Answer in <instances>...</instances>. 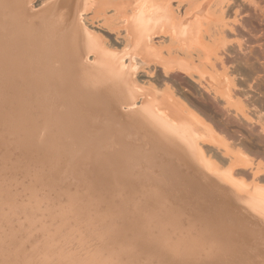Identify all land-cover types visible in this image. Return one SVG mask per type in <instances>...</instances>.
Wrapping results in <instances>:
<instances>
[{
  "label": "bare ground",
  "instance_id": "1",
  "mask_svg": "<svg viewBox=\"0 0 264 264\" xmlns=\"http://www.w3.org/2000/svg\"><path fill=\"white\" fill-rule=\"evenodd\" d=\"M47 1H49V0H0V101L2 100V104H0V107L3 106V108H4V110H2V111L0 108V112H1L0 117H2L3 114H5V116L8 117L7 119L11 120V122L9 121V123L13 124L14 128L10 127L13 131H15L16 133H22V134L25 132L29 133L28 134L29 136L26 133H25L26 134L25 136H28L29 139L31 137V139H33V141H35L36 143H38L40 141L39 142L40 146H42L43 148L47 147V149L48 148L53 149V152H56L55 150H57V152L58 151L60 152V149H59L60 145H61V147L66 148L67 146L66 147H64V146H65L66 142H68V141H72L71 143L69 142V144H72V143H74L73 141L79 140V138H80L79 142L85 143L86 140L88 141L87 137L89 136V134L87 133L88 134L87 137L86 136H83V137L80 136L78 138V137H76L75 133H77V129L79 130V127H81L79 131H81V129L83 127H87V125L85 123L88 122L89 118L87 119V121H84V120H86L85 117L87 116L89 111L87 112V114L86 113L84 114V111H87V110H82L80 108L83 112V115H84V116L80 115V118L83 117L80 120V118H78L79 116L77 117V114H79L78 111H81V110H79V107L76 108L77 105L75 107H73L74 106L73 103L75 102L76 99H75V97L70 95L72 92L73 93L75 92L74 93V94H76L75 96H78L77 92H78V94L81 93V95H82V93H83L82 90H84L85 87L82 88V90L80 87H75V88H78V90L77 89L75 90L72 87L74 85H71V84L76 83V81L79 80V77L82 76L81 73H83V72L89 73L91 71L93 73V72H96V70H97V72L98 71H103V72L106 71L108 73V75L111 74V76L114 77V78L112 77L113 79H116V80L118 79V82H120V87L123 86V87H121L122 89L127 87L128 92H126V90L124 89L125 95L128 94L126 96V98L129 97L131 94V96L129 98H127L129 100H126L125 103L123 102L124 103L123 105L121 104V101L122 100L124 101L125 98L122 99L120 97L122 100L120 102L119 101L118 102L122 105V107L124 105H125V107H126V105L129 107V109L127 108V109H123V110L124 111L127 110V112L130 109H131L130 112L135 111V114H137L136 117L139 118L140 120H143L142 122H144V125H146V127L144 126V128H147L149 126L148 127L149 129L148 128L147 129L149 131L152 129V134H153L154 140L156 141L152 145L155 147L154 150L158 151V150H160L159 147H162V149L166 153V156H165L166 160L165 161H167V163L169 164V166H168L169 168L167 167L168 171H169V177L168 178L169 179L171 178L170 180L173 179L172 182L170 181L171 184L172 185H179V186L182 185L181 187L177 186V187L181 188V190L183 189V187L186 188L185 189L186 191L182 190L183 200L186 197H188L187 194H189L191 196L190 198L187 199V200H189L188 203H190V204L187 205V207L185 204V206L183 207V205H182L183 201H180L182 203L181 205L179 203H177V199L172 196L173 193H170L169 188H168V191L164 190V191H166L164 194H163V192L159 193L160 189L156 188L159 192L155 190V192L153 194L149 193L151 196L153 195L154 197H156L155 199H152V201H155V202H153V204H152V201H151V205L148 204V202L146 203L150 206L149 207L148 205H146L147 207L150 208V210L153 209L151 211L152 214L151 213L150 214L154 215L156 217V220H158L160 218L159 212H162L161 218L166 219L164 221V225L166 227H176V226L180 225V217L182 215L184 217L183 222L184 223L186 222V224H188L189 228L192 229V227H190V226H194V224H195L194 227L195 228L198 227V230H201L202 232L203 231H212L213 234L216 233L217 235H218V233H221V234L226 233L227 231H229V229H228L229 227L230 228L231 227L235 228L236 226L241 227V223H243L242 225H244V223L246 222L245 224H248L247 226L249 227V229L252 230V232H251L247 228V226L245 225V228L248 229V231H246L247 235L249 236L253 232L254 233L256 232V233L255 234L253 233V236L250 235V237H248V238L246 236V239L248 241H246V239L244 238L245 243L247 242V244L249 246V242H250L251 245L253 246V244L255 243V242L253 243V241L256 240V239L254 240V238H256V236H258L256 242H260L261 241L260 239L264 238L263 237L264 236V233H263L264 232L263 231L264 230V227H263L264 226V0H56L49 7L44 8V10L38 11L37 9H35L36 6H38V5L42 6ZM101 21L107 22L106 25L112 23L113 28L111 26H109V28H106V29L103 28V27H105V26H103V24H105V23L102 22L103 24L102 23L100 24ZM105 32L108 33L109 35L114 36V39L117 43V46L111 45L108 42V40L106 39V33ZM119 39L121 40V42H119ZM173 70H178L181 73L183 72L184 73V74H182L183 76L185 74L189 77L191 76L192 79H194V81L192 83H196L195 82L196 78H193L194 74H196L195 76H197V81L200 79L202 81V78H204V80H205L204 83L205 84H206V82H208V83H207V85H203V82H202V84L201 83L198 84V82H197L196 87L194 86V89H195L194 93L190 92L192 90V87H190L191 90L188 89V91H189L188 93H191L193 95H191L190 97L187 98V100H186L187 102L182 101L183 102L182 103L180 99L176 100L174 98V96L176 94L173 93V91L170 90V92H172V94H175L174 96L169 94V92L168 93L162 92V90H159V88L157 89V87H154V85H152L153 88H151L150 84H149L150 87L146 86L148 84L143 83L141 79L138 80V78H136L138 76L139 72L145 71V72H154L155 73V71H158L160 74H163L165 76L167 73H169L170 71H173ZM85 73H84V75H86ZM92 73L90 76H92V77H93V75L95 76V73L93 75H92ZM99 73H101V72H99ZM150 75H153V74L150 73ZM104 76H106V75L104 74ZM115 76H116V78H115ZM112 78H110V80H112ZM120 78L123 82L122 84H121V80H119ZM83 80H85V79H83ZM86 80H88V78H86ZM92 80H95V79L91 78L90 84L93 83ZM102 80L104 81V78ZM108 80L109 79L107 78V83H108ZM185 80H186V78H185ZM91 81H92V83H91ZM114 81L115 80H113L111 82H114ZM201 81H199V82H201ZM111 82H110V85L114 84ZM118 82H116V83H118ZM163 83H165V82H163ZM83 84H84V82H83ZM93 84H95V83H93ZM93 84H92V90L89 88V90H91V91H93V89H97L95 87V85H93ZM123 84L126 85V87H124ZM104 85H105V83H104ZM114 85H113V87H115ZM117 85H119V83ZM159 85H161V84H159ZM193 85H195V84H193ZM90 86L87 85V88ZM102 86H103V84H102ZM108 86H109V84H108ZM202 86H204V87H202ZM69 87H71L72 90H75V91H72V90H71L72 92L69 91L70 90ZM99 87H101V86H99ZM165 87H166V85H165ZM165 87L163 89H165ZM65 88L66 89L68 88L69 90L68 89L66 90ZM154 88L159 90V92ZM60 89L65 90V91H63L65 94H63V92H59ZM117 89H119V88L116 87L115 90H117ZM182 89H180V90H182ZM180 90L177 92L180 93ZM67 91H69L70 94ZM113 91L110 90V92H113ZM66 92H67V97L69 96L68 98L66 97V100L72 99L73 103L69 102V106L66 107V110H65V108H63V110L67 114L69 113L70 115L72 113H74L73 116L69 115L70 119L68 118V116H66L68 118L67 120L64 119L65 118V115H64L65 112L62 109L60 110L61 107L58 109L59 104H57V103H59L58 101H60V99L65 98ZM184 92H186L184 94H188L186 90H184ZM57 93H59V94L62 93L64 96L62 94H60V97L61 96L62 97L59 98L58 97L59 94L57 95ZM85 93H87V90L82 95L83 98L85 96ZM98 93H100V92H97V95L95 94L96 97L98 96ZM102 93H100V94H101V97L104 99L105 97L102 96ZM181 93H183V91ZM108 94L107 95L103 94L104 96H106L105 100L108 98L107 97ZM115 94H116V92H115ZM120 94L121 93L119 92V96L122 95V94L121 95ZM89 96H90V94H89ZM180 96H182V95L180 94ZM180 96H179V98H180ZM98 97L101 98L100 96H98ZM113 97L115 98V96H112L111 98H113ZM132 97H133V99H131ZM87 98L85 97L86 101H89V103H90L91 97H87ZM182 98H184V97H182ZM185 98H186V96H185ZM207 98H209V100H207ZM69 100H67V101H69ZM77 100H76V102L78 103ZM82 100H84V99H82ZM107 100H109L108 102L111 101L110 98ZM64 101H65V99H64ZM114 101H111V102L113 103ZM62 102H63V100H62ZM49 103L52 107H50ZM61 104H63V103H61ZM66 104H68V102H66ZM66 104L64 102L65 106H66ZM71 104H73V105L71 106ZM78 104L82 105L81 103H78ZM109 104H111V103H109ZM114 104H116V103H113V105ZM109 106H111V105H109ZM80 107H82V106H80ZM106 107H108V106H106ZM136 107L139 108L137 111L135 110V109H137ZM109 109H110V111H113V108L111 110V108L109 107ZM116 109L118 110V108H116ZM58 110L61 113L62 112L64 113L63 114L64 118H62L63 115H61L60 112L58 113ZM139 110L143 111L145 116L143 115V113H142V116H144V117H141L140 114L138 116ZM141 111H139V112H141ZM114 113H115V111H114ZM1 114H2V116H1ZM60 115H61V117H60ZM125 115L127 116V114H125ZM5 116H3V117H5ZM73 117H77L80 121L76 118L78 120L77 121ZM145 117L147 120L143 119ZM97 118H98V116H97ZM132 118H133V116H132ZM3 119L4 118H1L0 121L5 123V121L7 119L5 118V120L2 121ZM74 120L77 121V124H76V122H74ZM92 120H93V118H92ZM128 120H129V118H128ZM72 121H73V123H72ZM92 122H93V127H94V124H95L94 120ZM90 123H91V121H90ZM96 123H99V122H96ZM103 123H101V124H103ZM116 124H118V123H116ZM126 124L128 125V123H126ZM8 125L10 126L11 124H7V126ZM90 126L92 127V125H89L87 128H83L82 129L83 131H81L80 133L83 132V134L86 135L85 134L86 132L84 133V131H85L84 129H89ZM105 126H107V125H105ZM139 127H140V125H139ZM15 128L18 130H16ZM19 129L21 131L23 130L24 132L23 131L20 132ZM70 129L76 130V131L73 130L75 133L72 134L73 132ZM96 129H95V132H96ZM147 129L145 132H148ZM90 130H92V128ZM135 130H136V128H135ZM137 131H139V130H137ZM70 132H72V133H70ZM10 133H12V132H10ZM67 133L71 134V139L70 140L66 139V141H65V139L62 138V136H60V135L62 134L65 136ZM147 134H149V132ZM77 135H79V134L77 133ZM11 136H13V134H11ZM22 136H24V135H22ZM91 136H92V133H91ZM91 136H90V138H91ZM54 137L55 138L57 137L58 140H57V138L55 139ZM85 137H86V139H85ZM23 138H21V141ZM29 139L25 140V142L27 141L29 143L30 142ZM91 139L94 140V136ZM4 140H5V138H4ZM17 140L18 139H16V141ZM36 140H38V141H36ZM160 140H162L161 143H159ZM0 141L2 142V140H0ZM87 141L85 144H91V145L86 146V145L81 144V147H82L81 149L84 148L83 146H85L86 148L87 147L91 148L90 146L95 145V144H92V143H95V141L92 142V141H90V139H89L90 143H87ZM17 142H18L17 145L19 146V141H17ZM125 142H127V141H125ZM4 143H5V141L3 142V144ZM7 143H9V142L6 141V144ZM120 143H121V140H120ZM25 144H27V143H25ZM125 144L129 145V143H125ZM133 144H134V142L130 145L131 148L136 146V145L132 146ZM27 145H31V144L29 143ZM13 147H11V148H13ZM24 147L26 148V146H24ZM31 147H27V148L31 149ZM33 147H35L34 144H33ZM72 147H73V145L71 146L70 150H72ZM77 147L79 148V150H81L80 146H77ZM111 147H114V146L111 145ZM5 148L3 147V149H5ZM27 148H26V150H27ZM86 148H84V149H86ZM94 148H96V147H94ZM127 148L122 145V148H120V149H123V150L119 151V148H117L120 153L118 151H116V153L117 154L119 153V156L121 157L122 162H120V163H122L121 164L122 167L126 168L125 167L126 163L124 164V166H123V163H124L127 155L130 156V161L132 162V166L133 165L136 166V162H138V164H139L140 161H144L142 159L141 160L138 159V155L136 157L135 153L134 154L129 153L128 152L129 150ZM13 149L12 150L10 149L11 152L13 151ZM18 149L19 148L17 147V150ZM110 149H112V148H110ZM162 149H161V151H162ZM7 150H6V152H8ZM133 150L131 152H133ZM31 151H32V149H31ZM31 151H29V152H31ZM49 151H52V150H49ZM62 151H64V149ZM82 151L85 152L87 157H89L92 154L91 153L92 148H91V150L87 149L85 151L84 150H82ZM106 151H109V149ZM106 151L104 150L103 152H106ZM134 151H136V148ZM148 151H149V149H148ZM37 152H38V150H37ZM57 152H56V154H57ZM75 152L73 153V151H72L73 154L77 155V152L76 153ZM136 152H138V151H136ZM141 152L143 153V151H141ZM62 153H64V152H62ZM72 153H71V155H72ZM80 153H81V151H80ZM152 153H153V149H152ZM6 154L8 155V153H6ZM56 154H54V159L49 157L50 160L52 159L51 160L52 162L53 161L57 162V160H60L59 158H57L58 155H56ZM65 154H67V153H65ZM88 154H89V156H88ZM93 154H95V153H93ZM107 154H109V153H107ZM150 154H151V152H150ZM150 154H149V157L151 158L152 155L150 156ZM155 154H158V153L155 152ZM9 155H10V153H9ZM11 155H12V153H11ZM17 155H19V154L17 153ZM82 155L84 156V158L86 157L84 154H82ZM23 156H24V154H23ZM36 156L38 157V155H36ZM80 156L81 155H79V157ZM96 156H97V154H96ZM147 156L145 154L146 158H148ZM29 157L31 158V155ZM44 157H45V155H44ZM161 157L162 156H160V158ZM18 158L16 160H18ZM80 158H79V160H80ZM139 158H140V156H139ZM150 158H148V159H150ZM153 158H154V156L152 157V159ZM4 159H5V157H4ZM27 159H29V158H27ZM69 159L67 162H69V161L71 162V159L70 160ZM86 159H84V160H86ZM173 159H178V161H175V162H177L176 164H179V166H177V167L179 168L180 171L183 170V167H185V169H189V171L186 170L187 171L186 173L181 172L182 175H179L180 171L178 173L177 167H173L172 165L170 166L171 162L174 161ZM21 160H24L23 157ZM29 160L32 161V159H29ZM36 160H38V159L36 158ZM155 160H157V159H155ZM60 161H58V164ZM100 161H102V160H100ZM153 161H154V159H153ZM5 162H6V160H5ZM56 162H54V164ZM81 162H82V160H81ZM30 163H29V166H30ZM71 163H70V167H72ZM108 163H110V161L107 162V164ZM114 163L117 164V166H118L117 160ZM6 164H5V166H6ZM36 164H35V166H36ZM45 164H47V163H45ZM107 164H106V167H107ZM38 166H39V163H38ZM61 166H62V164H61ZM64 166H65V164H64ZM83 166H84V164H83ZM140 166H141V164H140ZM159 166H160V164H159ZM42 167H44V166H42ZM130 167L131 166L129 164V167H127V168L129 169ZM136 167L138 169V166H136ZM141 167L143 168V166H141ZM146 167L147 166H145V168ZM153 167H154V164H153ZM162 167H163V164H162ZM54 168H55V166H54ZM104 168H105V166H104ZM155 168H157V167L155 166ZM19 169H21V168L19 167ZM39 169H41V168H39ZM64 169H66V168H64ZM55 170H57V169H55ZM163 170L165 172L167 169L165 170V168H164ZM92 171L93 170H91V172ZM120 171H121L120 172L121 176L119 175V177H121V180L123 181L125 173L123 174L121 169H120ZM138 171H140V170H138ZM160 171H162V170L160 169ZM60 172H62V171H60ZM116 172H117V170H116ZM151 172H152V170H151ZM3 173H4V171H3ZM47 173H49V172L47 171ZM8 174H9V171H8ZM25 174L23 172V175H25ZM154 174H155V172H154ZM162 174H163V172H162ZM30 175H32V174H30ZM134 175L135 174L133 173L132 176H134ZM163 175H162V177H163ZM167 175L168 174H166V172H165L166 177H167ZM42 176H43V174H42ZM129 176H131V175H129ZM2 177H0V178H2ZM143 177H144V175H143ZM158 177H160V176H158ZM20 178H23V177H20ZM3 179H6V178H3ZM12 179H14V178H12ZM135 179H134V181H135ZM156 179H158V178H156ZM16 180H17V178H16ZM140 180H142V179H139L138 181H140ZM158 180H160V179H158ZM47 181L49 183V180H47ZM90 181H92V180H90ZM152 181H155V180H152ZM181 181H183L182 182L183 184L181 183ZM3 182H5V181L3 180ZM46 183L47 182L45 181L44 184H46ZM184 183H186V184H184ZM34 184L36 185V183H34ZM84 184H86V183H84ZM129 184H130V182H129ZM154 184H156V183L154 182ZM8 185H10V184H8ZM66 185H68L67 182H66ZM93 185H94V183H93ZM126 185H128V184H126ZM145 185H147V184H145ZM169 185L167 184V186H169ZM1 186H3V185H1ZM106 186H108V185H106ZM150 186H152V185H150ZM8 187H11V186H7V188ZM19 187H21V186H19ZM28 187H30V186H28ZM75 187H76V185H75ZM120 187H121V185H120ZM149 187H147V189H148V191L149 190L151 191L152 188L149 189ZM49 188H50V186L48 187V189ZM76 188H75V190H77ZM15 189H16V186H15ZM33 189H35V188L33 187ZM134 189H136V187ZM13 190H14V186H13ZM30 190H31V187L29 189V192H30ZM50 190H53V189H50ZM17 191L18 190L16 189V192ZM40 191L41 190H39V193H40ZM61 191H62V188H61ZM11 192H13V191L11 190ZM35 192H37V191H35ZM44 192H47V191L44 190ZM44 192H43V194H44ZM97 192L98 191H96V193ZM101 192H102V190H101ZM152 192L153 191H151V193ZM176 192H175V195L177 194ZM14 193H15V191H14ZM26 193H28V192H26ZM18 194H19V192H18ZM184 194H186V195L184 196ZM5 195H7V194H5ZM15 195L13 196V198L15 197ZM108 195H110V194H108ZM182 195L180 194L181 197H182ZM7 196H10V195H7ZM64 196H65V194H64ZM120 196L123 199L125 194L120 193ZM177 196H178V194H177ZM16 197H15V199H16ZM51 197H52V195H51ZM99 197H98V199H99ZM145 197H148L147 193H146ZM32 198H34L33 195H32ZM37 198H39V197H37ZM131 198L132 197H130V199ZM149 198L151 199V197H149ZM4 199H7V198L4 197ZM19 199L23 200V198H21V197ZM25 199H24L23 203H27L26 202L27 200L25 201ZM13 200H11L12 203H13ZM29 200L30 199H28V203H29ZM144 200L145 199H143L142 201H144ZM3 201H5V200H3ZM15 201L16 200H14V203H15ZM34 201H35V199H34ZM66 201H68V200L66 199ZM121 201H123V200H121ZM134 201L138 202L139 200L137 199ZM160 201L163 204L161 206H158L157 204H159ZM32 202H33V200H32ZM53 202H55V201H53ZM84 202L85 201L83 200V205H84ZM5 203H7V202H5ZM17 203H20V202H17ZM37 203H39V201ZM149 203H150V201H149ZM185 203H187V202H185ZM29 204L31 205L32 203H29ZM48 204L49 203H47V205ZM89 204H91V203H89ZM120 204H121V202H120ZM1 205H3V202ZM51 205H53V204H51ZM77 205H78V203H77ZM8 206H9V204H8ZM26 206H23V208H21V211ZM39 206H41V205H39ZM2 207H4V206H2ZM10 207H12V206L10 205ZM10 207L7 209L9 213H10L9 210H11ZM19 207H21V205ZM28 207H29V205H28ZM81 207L79 209H81ZM13 208H14V206H13ZM33 208L35 209V207H33ZM45 208H43V209H45ZM14 209H17V208H14ZM84 209L86 210V208H84ZM92 209H94V208L92 207ZM25 210H26V208H25ZM130 210H129V212H130ZM147 210H149V209H147ZM2 211H4V210L2 209L1 212ZM14 211L15 210H13V213H14ZM27 211H29V210H27ZM32 211L34 212V210H32ZM143 211H146V210H143ZM5 212H7V211H5ZM19 212H20V210H19ZM22 212H21V214H24V212L23 213ZM13 213L9 214V216L12 215ZM29 213L31 214V212H29ZM130 213H132V212H130ZM133 213L136 214L135 212H133ZM143 213H145V212H143ZM19 214H16L17 217H19L18 216ZM33 214H35V213H33ZM47 214H48V212H47ZM140 214H142V213L140 212ZM25 215H28V212L26 213V211H25ZM118 215H120V214H118ZM124 215H125V213H124ZM1 216L3 217L4 215L1 214ZM15 216H13V217H15ZM36 216H37V212H36ZM108 216H109V214H108ZM144 216H145V214L143 215V217ZM2 217H0V219ZM6 217H8V216H6ZM17 217L15 219H18ZM84 217H86V216H84ZM106 217H107V215H106ZM9 218L12 219V217H9ZM26 218H27V216H26ZM117 218H118V216H117ZM2 219L4 222L9 221V219L8 220L7 219L4 220V218H2ZM38 219H40V218H38ZM18 220L20 221V219H18ZM80 220H82V219H80ZM141 220H142V218H141ZM152 220H153V217H152ZM110 221H112V220H110ZM113 221H115V220H113ZM148 221H150V220H148ZM247 221L249 223H247ZM9 222H11V221H9ZM13 222H15V220H13ZM57 222H58V219H57ZM59 223H62V222H59ZM182 223H181V225H182ZM0 224H2V222H0ZM4 224H6V222ZM7 224L11 225V223H7ZM14 224H16V223H14ZM158 224H160V223H158ZM141 225H143V224L141 223ZM20 226L17 225L18 228ZM23 226H25V225H23ZM45 226H47V225H45ZM14 227H15V225H14ZM14 227L11 228V230L12 229L16 230V228H14ZM220 227L222 228V230ZM224 227L227 228L226 232H225ZM255 227H256V231H255ZM42 228H44V226ZM156 228H157V226H156ZM92 229H94V228H92ZM17 230H19V229H17ZM20 230H22V229H20ZM36 230L38 231V229H36ZM100 230H101V228H100ZM123 230H126V229H123ZM235 230H237V228ZM260 230H262V231H260ZM2 231H3V229H2ZM12 231H10V232H12ZM239 231H240V229H239ZM5 232H6V230H5ZM5 232L3 231L2 233H5ZM16 232L17 231H15V233ZM33 232H31V235H33L32 234ZM160 232H161V230H160ZM232 232H234V231L232 230ZM246 232H245V234H246ZM17 233H19V232H17ZM20 233H22V232H20ZM35 233H36V231H35ZM248 233H250V234H248ZM13 235H14V231H13ZM25 235H26V233H25ZM242 235H244V234H242ZM38 236H39V234H38ZM174 236L176 237L177 235H174ZM235 236H237V240H238V235L236 234ZM4 237H3V239L7 238V237L6 238H4ZM20 237H18V238H20ZM45 237H46V235H45ZM110 237H111V235H110ZM32 238H33V236H32ZM39 238H40V236H39ZM250 238H253V240ZM26 239H27V237H26ZM60 239L62 240V236ZM212 239H213V240H211L212 243L213 242L214 243L222 242L221 236L220 237L218 236L217 238H212ZM258 239H259V241H258ZM14 240H16V239H14ZM75 240H76V238H75ZM192 240H193V238H190V237H186L185 239H183V241L186 243H190V242H192ZM23 241H25V240H23ZM23 241H22V244L24 243ZM50 241H49V243H50ZM263 241L264 240L262 239V241L260 243L263 244L264 243ZM20 242H21V239H20ZM228 242L232 243L233 241L230 240ZM235 242H233V244H235ZM159 243H161V242H159ZM241 243H240V245L244 244V243H242V244ZM34 244L36 245V243H34ZM238 244H239V241H238ZM257 244H258V247L256 245L255 246L257 248H259L260 247L259 243H257ZM262 244H261V246H262ZM37 245H40V244H37ZM84 245H85V243H84ZM137 245H138V243H137ZM50 246L53 247L52 245H50ZM206 246L207 245H205V247L203 246V248H206ZM230 246H232V244ZM248 246H246V247H248ZM2 247H4V246H2ZM30 247L32 248V246H30ZM238 248H240V247H238ZM261 248L262 247H260V249ZM263 248H264V246H263ZM18 249H19V247H18ZM22 249H24V247ZM35 249H36V247H35ZM39 249H41V248H38V250ZM135 249H137V248H135ZM240 249H242V248H240ZM250 249L252 250V247H250ZM250 249H247V250H250ZM245 250H244V252L246 253L247 251H245ZM254 250L256 251V249H254ZM5 251H7V250H5ZM33 251H34V249H33ZM257 251L258 252L260 251V253L262 252V250H258V249H257ZM230 252H231L230 254H233L232 251H230ZM31 253H29L30 256H31ZM54 253H56V251ZM226 253H228V252H226ZM236 253H237V249H236ZM260 253H259V255H260ZM24 254H26V253L24 252ZM59 254L58 255L56 254V258H58L57 256H59ZM0 255H2V254H0ZM29 255L27 258L28 259L30 258L33 261H35L39 257V256L35 257V260H34V259H32L33 257H29ZM39 255H41V257H43L42 254H39ZM228 255H229V253H228ZM223 256H224V254H223ZM223 256H221V257H223ZM231 256H233V255H231ZM202 257H203V254H202ZM239 257H241V256H239ZM261 257H262V254H261ZM27 258H26V260H27ZM197 258H199V257H197ZM252 258H253V260L248 258V259H250V262L248 260H246L249 262V263L247 262V264H253V263L264 264L263 263L264 260L262 261L263 258L258 259V257H256L257 258L256 260H255V257H252ZM39 259H41V258L39 257ZM45 259H47V258H45ZM49 260H51V258ZM110 260H111V258H110ZM12 261H13V259H12ZM23 261L25 262V259ZM41 261H39V262L41 263ZM63 261H65V260H63ZM210 261H212V260H210ZM224 261H225V259H224ZM228 261H229V259L226 262H228ZM234 261L235 260H233V262H232V257H231V262L233 264H238V263H234ZM254 261H256V262H254ZM260 261H261V263H260ZM29 262H27V263L29 264ZM44 262H46V261H44ZM4 263H6V262L4 261ZM37 263H38V261H37ZM40 263H38V264H40ZM47 263H48V261H47ZM63 263H65V262H63ZM221 263H222V261H221ZM243 263H241V264H243ZM33 264H34V262H33ZM42 264H43V262H42ZM244 264H246V263H244Z\"/></svg>",
  "mask_w": 264,
  "mask_h": 264
},
{
  "label": "rangeland",
  "instance_id": "2",
  "mask_svg": "<svg viewBox=\"0 0 264 264\" xmlns=\"http://www.w3.org/2000/svg\"><path fill=\"white\" fill-rule=\"evenodd\" d=\"M56 0H49V1H47L44 5H38V6H36L35 7V9H37L38 11H41V10H44V8H46V7H49L53 2H55ZM105 23V24H103V23ZM103 24V26H105V27H103V28H109V26H113V24L111 23V24H107L106 25V23L107 22H105V21H101L100 22V24ZM113 28V27H112ZM112 30V29H111ZM106 33V32H105ZM106 39L108 40V42L111 44V45H114V46H117V43H116V41H115V39H114V36L113 35H109L108 33H106ZM119 42H121V40L119 39ZM120 44V43H119ZM175 71V72H174ZM178 70H173V71H170L169 73H167L165 76L163 75V74H160L158 71H155V73L154 72H139L138 73V76L136 77V78H138V80H142V82L143 83H146V84H148V85H146V86H149L150 87V85H151V88H153L152 87V85H154V87H157V89L159 88V90H162V92H169V94H171L172 96H174L175 94V96H174V98L177 100H181V102L182 101H186L187 100V98L188 97H190L191 95H193V94H191V93H194V86L196 87V84H197V82H198V84L199 83H201L202 84V82H203V85H207V83L208 82H206V84L204 83L205 82V80H204V78H202V81H201V77L199 78L200 80H198L197 81V76H195L196 74H194V76H193V78H196V80H195V82L196 83H192L193 81H194V79H192V77L190 76H187L186 74L183 76L182 74H184L183 72L181 73L180 71H178ZM99 72H101V73H99ZM106 71H98L97 72V70H96V72H89V73H85V72H83V73H81V75L82 76H80L79 77V80L78 81H76V83H72L71 85H74V86H72L73 87V89H77L78 90V88H75V87H80L81 88V90H82V88H84V90L86 91L87 90V93H85V96H84V98L82 97V95L84 94V90H82L83 91V93H82V95H81V93H79L78 94V92H77V95L78 96H75L76 94H74L72 91H75V90H72V88L71 87H69L70 88V90L69 91H71L72 93L70 94L69 93V91H67L71 96H73V97H75V99L77 100L78 98V103H81L82 105H79L77 102H76V100H75V102L73 103L72 102V99L71 100H69V99H67V100H69V101H67L66 100V97H67V92H66V95H65V98H63V99H60V101H58L59 103H57V104H59L58 106V109L60 108V110L62 109L63 110V108H65V110H66V107L67 106H69V102L70 103H73L74 104V106L73 107H75L76 105V108L77 107H79V110H87V111H84V114L86 113L87 114V112H88V114H87V118L85 117V119L86 120H84V121H87V119H88V122H84L86 125H87V127L89 126V125H92V127L90 126L89 127V129H84L85 131H84V133L86 134V135H84L83 134V132L82 133H80L81 131H83L82 129L83 128H87V127H83L82 129H81V131H79L80 130V128L81 127H79V130L77 129V133L79 134V135H77V133H75L74 131H76V130H74V129H70L72 132H70V133H72V134H74L75 133V135H76V137H80V136H86L87 137V135L89 134V136L87 137V139H88V141H87V143H90L89 142V139H90V141H92V142H94L95 141V143H92V144H95L94 146L92 145V146H90L91 148H92V154L89 156V154H88V156L89 157H87L86 156V154H85V152H83L82 150H87V149H90L91 150V148H86L85 146H83L84 148H86V149H81L82 147H81V144L82 145H91V144H85L86 143V141H85V143H81V142H79V140H80V138H79V140H75V141H73L74 143H72V144H69V142L71 143L72 141H68V142H66V144H65V146L64 147H66V148H63V147H61V145H60V152L58 151L57 152V150H55L56 152H57V154H56V152H53V149H49V150H52V151H49L48 149H47V147H45V148H43L42 146H40V141L38 142V143H36L35 141H33V139H31V137H30V139H29V133H27V132H25L28 136H25L26 134L25 133H16L15 131H13L11 128L13 127V124L12 123H9V121L11 122V120L10 119H7L8 117L7 116H5V114H3V116H5V117H3L2 116V114H1V116L2 117H0V119L1 118H4L2 121H4L5 120V118L7 119L6 121H5V123L4 122H1L0 121V140H2V142L0 141V177H2V178H0V184L1 185H3V186H1L0 185V205L2 204V202H3V205H1L0 206V217H2L1 216V214L2 215H4L2 218H4V220H8L9 219V221H11V222H9V221H5L6 222V224H4L5 222L3 221V219L1 218L0 219V222H2V224H0V254H2V255H0L1 257H0V264H26L27 262H29V264H33V262H34V264H38V263H40L39 261H41V263L40 264H42V262H43V264H49L50 262V264H58L59 262V264H231L232 262H233V260H235L234 261V263H243L244 261V263H246L247 264V262L249 261L250 262V259H252L253 260V258L252 257H255V260L257 259L256 257H258V259L259 258H263L262 259V261L264 260V248H263V246H264V243L262 244V243H260L261 241H262V239L264 240V238H261L260 240V242H256L257 241V238H258V236H256V238H254V240L255 241H253V243L258 247V244L257 243H259V246L260 247H262L261 249H260V247L259 248H257L254 244H253V246L251 245V243L249 242V246H248V244H247V242L245 243V241H244V238L246 239V236H247V238L248 237H250V235H252L253 236V233H248V234H250L249 236L247 235V232L246 231H248V229H249V227L247 226L248 224H245L244 223V225H242L243 223H241V227L243 228H241L240 226L239 227H229L228 229H229V231H227L226 232V229L227 228H225V232L226 233H218V235L216 234V233H214L213 234V232L212 231H201V230H198V227L197 228H195L194 226H195V224H194V226H190V227H192V229L191 228H189L188 227V224H186V222L184 223L183 222V216L181 215V217H180V225H178V226H176V227H166L165 225H164V221L166 220L165 218H161L162 217V212H159V216H160V218L158 219V220H156V217L154 216V215H151L152 213H151V211L153 210H150V206L148 205V204H150L151 205V201H152V199H155L156 197H154L153 195L151 196L150 194H153L154 192H155V190L156 191H158L156 188H158V189H160L158 192L159 193H162L163 192V194L166 192V191H168V188L170 189L169 191H170V193H173L172 194V196L173 197H175L176 199H177V203H179L180 205L182 204L180 201H183V207L185 206V204H186V207H187V205H189L190 203H188V201L189 200H187L188 198H190L191 196L189 195V194H187L188 195V197H184L185 199L183 200V192H182V190H184V191H186L185 189L186 188H184L183 187V189L181 190V188H179V187H181L182 185H172L171 184V182L173 181V179L172 180H170L168 177H169V171H168V166H169V164L167 163V161H165L166 160V158H165V156H166V153L164 152V150L162 149V147H159L160 148V150H154V146H152L153 145V143L154 142H156L155 140H154V137H153V134H152V129L149 131L147 128H144V126L146 127V125H144V122H142L143 120H140L139 118H137L136 116H137V114H135V111L134 112H130L131 111V109L130 110H128V112H127V110L126 111H124L123 109H129V107L126 105V107H125V105L122 107V105L126 102V100H129V99H127V98H129L130 96H131V94H130V96L129 97H127L126 98V96L128 95L127 93V95H125V90H126V92H128V90H127V87H126V85H124V87H126V88H121V87H123V86H121L120 87V82H118V79L116 80V79H113L114 77L113 76H111V74L110 75H108V73L106 74L105 73ZM84 73L86 74V75H84ZM91 73H92V75L95 73V76L93 75V77L92 76H90L91 75ZM150 73H152L153 75H150ZM158 73V74H157ZM104 74L106 75V76H104ZM145 74V75H144ZM109 77H108V76ZM150 75V76H149ZM160 75V76H159ZM111 76V77H110ZM186 76V77H185ZM82 77V78H81ZM93 78V79H95V80H92L93 81V83H95V84H93L92 83V81H91V83L93 84V85H95V87L97 88V89H93V91H91L92 90V84H90V80H91V78ZM113 77V78H112ZM160 77V78H159ZM186 78V80H185V78ZM86 78H88V80H86ZM98 78V79H97ZM104 78V81L102 80ZM107 78L109 79L108 80V83H107ZM110 78H112V80H110ZM115 78H116V76H115ZM83 79H85V80H83ZM154 79V80H153ZM113 80H115L116 82H118L119 83V85H117L118 83H116L115 81L114 82H111V81H113ZM119 80H121V78L119 79ZM144 80V81H143ZM150 80V81H149ZM162 80V81H161ZM188 80V81H187ZM82 81V82H81ZM106 81V82H105ZM111 83H114V84H111L110 85V82ZM156 81V82H155ZM199 81H201V82H199ZM207 81V80H206ZM83 82H84V84H83ZM87 82V83H86ZM125 82V81H124ZM127 82V81H126ZM148 82V83H147ZM163 82H165V83H163ZM169 82V83H168ZM188 82V83H187ZM190 82V83H189ZM103 84V86H102V84ZM104 83H105V85H104ZM107 83V84H106ZM123 82H122V80H121V84H122ZM128 83V82H127ZM161 84V85H159V84ZM192 83V84H191ZM108 84H109V86H108ZM150 84V85H149ZM163 84V85H162ZM193 84H195V85H193ZM200 84V85H201ZM81 85V86H80ZM87 85H91L90 87H88L87 88ZM107 85V86H106ZM113 85L115 86V87H113ZM165 85H166V87H165ZM192 85V86H191ZM83 86V87H82ZM99 86H101V87H98ZM113 88H112V87ZM159 86V87H158ZM168 86V87H167ZM94 87V86H93ZM94 87V88H95ZM107 87V88H106ZM116 87L117 88H119V89H117V90H115L116 89ZM162 87V88H161ZM165 87V89H163ZM183 89H182V88ZM190 87H192V90L190 89ZM202 87H204V86H202ZM206 87V86H205ZM89 88L91 89V90H89ZM161 88V89H160ZM182 89V90H180V89ZM187 88V89H186ZM64 89V88H63ZM63 89H60L59 90V92H63V91H65V90H63ZM66 89V88H65ZM66 89V90H67ZM99 89V90H98ZM105 89V90H104ZM108 89V90H107ZM125 89V90H124ZM154 89H156V88H154ZM156 89V90H157ZM188 89L189 90H191L190 92L191 93H188L189 91H188ZM80 90V89H79ZM80 90V91H81ZM96 90V91H95ZM103 90V91H102ZM110 90L111 91H113V92H110ZM159 90H157L158 92H159ZM170 90L171 91H173V93H175V94H172V92H170ZM180 90V93L179 92H177V91H179ZM184 90H186L187 91V93L188 94H184V93H186V92H184ZM79 91V92H80ZM118 91V92H117ZM175 91V92H174ZM183 91V93H181ZM58 92V91H57ZM96 92V93H95ZM97 92H100V93H102V96L103 97H105L106 98V96H104V95H107L108 93V98L107 99H109L110 98V100L111 101H114L113 103H116V104H114L113 105V103L110 101V102H108L109 100H105V98L103 99L102 97H101V94L100 93H98V96H100L101 98H99L98 96V98L96 97V95H97ZM107 92V93H106ZM115 92H116V94H115ZM119 92L124 96H122L121 94V96H119ZM94 95H92V94ZM59 93H57V95H58ZM60 94H62V93H60ZM60 94H59V98H61L60 97ZM63 94H65L64 92H63ZM62 94V95H63ZM68 94V95H69ZM89 94H90V96H89ZM96 94V95H95ZM100 94V95H99ZM104 94V95H103ZM111 94V95H110ZM114 94V95H113ZM180 94L182 95V96H180ZM87 95V96H86ZM180 96V98H179V96ZM64 96V95H63ZM112 96H115V98L113 97V98H111ZM177 96V97H176ZM185 96H186V98H185ZM69 97V96H68ZM67 97V98H68ZM78 97V98H77ZM81 97V98H80ZM85 97L87 98V97H91V102L89 103V101H86V99H85ZM117 97V98H116ZM124 99L125 98V100L123 101L122 99ZM182 97H184V98H182ZM47 98V97H46ZM94 98V99H93ZM183 100H182V99ZM64 99H65V101H64ZM82 99H84V100H82ZM88 99V98H87ZM96 99V100H95ZM98 99V100H97ZM119 99V100H118ZM131 99H133V97L131 98ZM59 100V99H58ZM62 100H63V102H62ZM89 100V99H88ZM122 100V101H121ZM207 100H209V98H207ZM50 101V100H49ZM74 101V100H73ZM85 101V102H84ZM121 101V104L119 103V102ZM64 102H65V104H66V102H68V104H66V106L64 105ZM97 102V103H96ZM99 102V103H98ZM119 104H118V103ZM124 102V103H123ZM187 102V101H186ZM61 103H63V104H61ZM89 103V104H88ZM109 103H111V104H109ZM183 103V102H182ZM0 104H2V100L0 101ZM48 104V103H47ZM73 104H71V106L73 105ZM97 104V105H96ZM102 104V105H101ZM49 105H50V103H49ZM101 105V106H100ZM109 105H111V106H109ZM80 106H82V107H80ZM86 106V107H85ZM103 106V107H102ZM106 106H108V107H106ZM120 106V107H119ZM137 106V105H136ZM139 106V105H138ZM50 107H52L51 105H50ZM102 107V108H101ZM109 107L111 108V110H112V108H113V111H110V109H109ZM140 107V106H139ZM1 108V111L2 110H4V108H3V106H1L0 107ZM3 108V109H2ZM55 108V107H54ZM81 108V109H80ZM88 108V109H87ZM116 108H118V110L116 109ZM137 108V107H136ZM6 109V108H5ZM107 109V110H106ZM133 109V108H132ZM135 109V108H134ZM139 108H137V109H135L136 111L138 110ZM77 110V109H76ZM75 110V111H76ZM82 110L81 111H78L79 112V114H77V117L78 118H80V115L81 116H84L83 115V112H82ZM106 110V111H105ZM143 110V109H142ZM64 111V110H63ZM100 111V112H99ZM114 111H115V113H114ZM139 111H141V110H139ZM138 111V116H139V114H140V116L141 117H144L145 115H144V113H143V111H141V112H139ZM60 111L58 110V113H59ZM65 112V111H64ZM91 112V113H90ZM117 112V113H116ZM1 113V112H0ZM17 113V112H16ZM82 113V114H81ZM123 113V114H122ZM133 113V114H132ZM142 113H143V115L144 116H142ZM60 114L61 115H63L64 113L62 112H60ZM67 113L65 112V118H64V115H63V117L62 118H64V119H70V117H69V113L66 115ZM73 114L74 113H72L71 115L73 116ZM75 114V115H76ZM93 114V115H92ZM125 114H127V116L125 115ZM61 115H60V117H61ZM70 115V116H71ZM90 115V116H89ZM125 115V116H124ZM131 115V116H130ZM66 116H68V118L66 117ZM97 116H98V118H97ZM130 116V117H129ZM132 116H133V118H132ZM10 117V116H9ZM77 117H73V118H77ZM91 117V118H90ZM72 118V119H73ZM77 118V119H78ZM83 118V117H82ZM82 118H80V120L82 119ZM92 118H93V120H94V127H93V120H92ZM95 118V119H94ZM127 118V119H126ZM128 118H129V120H128ZM76 119V120H77ZM108 119V120H107ZM132 119V120H131ZM142 119V118H141ZM143 119H146V117L145 118H143ZM65 120V121H66ZM74 120V122H76V124H77V121L79 120ZM79 120V121H80ZM82 120V121H83ZM91 121V123H90V121ZM147 120V119H146ZM114 121V122H113ZM149 121V120H148ZM147 121V122H148ZM96 122H99V123H96ZM105 124H104V123ZM108 122V123H107ZM142 124H141V123ZM2 123V124H1ZM11 124L10 126L8 125L7 126V124ZM72 123H73V121H72ZM88 123V124H87ZM101 123H103V124H101ZM116 123H118V124H116ZM126 123H128V125L126 124ZM139 123V124H138ZM83 124V123H82ZM84 124V125H85ZM116 124V125H115ZM96 125V126H95ZM102 125V126H101ZM105 125H107V126H105ZM120 125V126H119ZM130 125V126H129ZM139 125H140V127H139ZM118 126V127H117ZM143 126V127H142ZM11 127V128H10ZM97 129H96V128ZM110 127V128H109ZM139 127V128H138ZM14 128V127H13ZM92 128V130H90ZM135 128H136V130H135ZM151 128V127H150ZM11 129V130H10ZM16 129V128H15ZM95 129H96V132H95ZM104 129V130H103ZM145 129V130H144ZM146 129H147V131L149 132V134H147L148 132H145L146 131ZM16 130H18V129H16ZM20 130V129H19ZM74 130V131H73ZM89 130V131H88ZM118 130V131H117ZM129 130V131H128ZM137 130H139V131H137ZM3 131V132H2ZM23 131V130H22ZM21 130H20V132H22ZM79 131V132H78ZM88 131V132H87ZM115 131V132H114ZM136 131V132H135ZM2 132V133H1ZM9 132V133H8ZM10 132H12V133H10ZM19 132V131H18ZM24 132V131H23ZM101 132V133H100ZM141 132V133H140ZM88 133V134H87ZM91 133H92V136H91ZM98 133V134H97ZM105 133V134H104ZM115 133V134H114ZM126 133V134H125ZM144 133V134H143ZM11 134H13V136H11ZM18 134V135H17ZM20 134V135H19ZM24 135V136H22V135ZM83 134V135H82ZM54 135V134H53ZM57 135V134H56ZM67 135V136H66ZM65 136L64 135H60V136H62V138H64L65 139V141H66V139H68V140H70L71 139V134H66ZM98 135V136H97ZM119 135V136H118ZM122 135V136H121ZM152 137H151V136ZM3 136V137H2ZM15 136V137H14ZM59 136V137H60ZM90 136H91V138H93V136H94V140L93 139H91L90 138ZM24 137V138H23ZM27 137V138H26ZM70 137V138H69ZM86 137H85V139H86ZM97 137V138H96ZM4 138H5V140H4ZM21 138H23L22 139V141H21ZM26 138V139H25ZM55 138V137H54ZM57 138V137H56ZM55 138V139H56ZM120 138V139H119ZM7 139V140H6ZM16 139H18L17 141H19V146L17 145L18 144V142L16 141ZM27 139H29V143L31 144V145H27V144H29L27 141L25 142V140H27ZM97 139V140H96ZM123 139V140H122ZM127 139V140H126ZM5 141V143L3 144V142ZM15 142H14V141ZM57 140H58V138H57ZM120 140H121V143H120ZM130 140V141H129ZM6 141L7 142H9V143H7L6 144ZM24 141V142H23ZM36 141H38V140H36ZM125 141H127V142H125ZM129 141V142H128ZM152 143H151V142ZM161 141L162 140H160L159 141V143H161ZM21 142V143H20ZM98 142V143H97ZM131 142V143H130ZM134 142V144L132 145V146H134V145H136V146H134V147H132L134 150H135V148H136V151H138V152H136V151H134L131 147H130V145L132 144ZM25 143H27V144H25ZM34 144V146L37 148H35V147H33V144ZM36 143V144H35ZM80 143V144H79ZM120 143V144H119ZM125 143H129V145L128 144H125ZM151 143V144H150ZM164 143V142H163ZM14 146H12V145ZM25 144V145H24ZM39 144V145H38ZM69 144V145H68ZM77 144V145H76ZM100 144V145H99ZM73 145V147H72V150H70V148H71V146ZM111 145L112 146H114V147H111ZM121 145V146H120ZM122 145L124 146V147H128L127 149L129 150L128 152L129 153H132V154H136V157H137V155H138V159H142V160H144V161H140V163L138 164V162H136V166H138V169H137V167L136 166H132V162L130 161V156L129 155H127L126 156V158H125V161H124V163H123V166H124V164L126 163V168L127 167H129V164H130V168L128 169H126V168H124V167H122L121 166V164L122 163H120V162H122L121 161V157L119 156V151L120 150H123V149H120V148H122ZM151 145V146H150ZM13 147V148H11V147ZM24 146H26V148L27 147H31V149H32V151H31V149L30 148H27V150H26V148L24 147ZM77 146H80V149L81 150H79V148L77 147ZM119 146V147H118ZM141 146V147H140ZM3 147L5 148V149H3ZM10 147V148H9ZM17 147L19 148L18 150H17ZM23 147V148H22ZM40 149H39V148ZM52 147V146H51ZM94 147H96V148H94ZM105 147V148H104ZM16 148V149H15ZM64 149V151H62L63 149ZM77 148V149H76ZM110 148H112V149H110ZM117 148H119V151H118V149ZM158 148V149H159ZM164 148V147H163ZM13 149V151L11 152V150ZM66 149V150H65ZM69 149V150H68ZM109 149V151H106V150H108ZM115 149V150H114ZM126 149V150H127ZM142 149V150H141ZM148 149H149V151H148ZM152 149H153V153H152ZM161 149H162V151H161ZM6 150L8 151V152H6ZM17 152H16V151ZM23 150V151H22ZM37 150H38V152H37ZM97 150V151H96ZM102 150V151H101ZM106 151V152H103V151ZM113 150V151H112ZM133 150V152H131ZM143 151V153L141 152V151ZM5 151V152H4ZM10 151V152H9ZM29 151H31V152H29ZM66 151V152H65ZM71 151V152H70ZM72 151H73V153L76 151L77 152V155L76 154H73L72 153ZM79 151V152H78ZM80 151H81V153L82 154H84L86 157L84 158V156L80 153ZM89 151V150H88ZM94 151V152H93ZM97 153H96V152ZM116 151H118L119 153L117 154L116 153ZM156 153H158V154H155V152ZM4 152V153H3ZM15 152V153H14ZM29 152V153H28ZM53 152V153H52ZM62 152H64V153H62ZM75 152V153H76ZM89 152V153H90ZM111 152V153H110ZM115 152V153H114ZM145 152V153H144ZM150 152H151V154H150ZM6 153H8V155L6 154ZM9 153H10V155H9ZM11 153H12V155H11ZM17 153L19 154V155H17ZM28 155H27V154ZM31 153V154H30ZM47 153V154H46ZM51 153V154H50ZM65 153H69L68 155L67 154H65ZM71 153H72V155H71ZM80 153V154H79ZM88 153V152H87ZM93 153H95V154H93ZM107 153H109V154H107ZM23 154H24V156H23ZM38 155V157L36 156V155ZM54 154H56V155H58V157L57 158H59L60 160H57V162L56 161H51L50 160V158H53L54 159ZM96 154H97V156H96ZM115 154V155H114ZM145 154H146V156L148 157V158H150L149 157V154H150V156H151V160L150 159H148V158H146L145 157ZM4 155V156H3ZM6 155V156H5ZM31 155V158L29 157ZM44 155H45V157H44ZM50 155V156H49ZM75 155V156H74ZM79 155H81L80 157H79ZM21 156V157H20ZM26 156V157H25ZM53 156V157H52ZM61 156V157H60ZM94 158H92V157ZM101 156V157H100ZM115 158H114V157ZM120 158H119V157ZM139 156H140V158H139ZM154 156V161H153V159H152V157ZM158 156V157H157ZM160 156H162L161 158H160ZM4 157H5V159H4ZM19 157V158H18ZM22 157H23V159L24 160H21L22 159ZM50 157V158H49ZM73 157V158H72ZM76 157V158H75ZM117 157V158H116ZM18 158V160H16ZM27 158H29V159H32V161L31 160H29V159H27ZM36 158L38 159V160H36ZM71 159V162L69 161V162H67L68 161V159ZM78 158V159H77ZM79 158H80V160H79ZM86 159V160H84V159ZM100 158V159H99ZM106 158V159H105ZM114 158V159H113ZM144 158V159H143ZM146 158V159H145ZM10 159V160H9ZM15 159V160H14ZM45 159V160H44ZM63 159V160H62ZM69 159V160H70ZM74 159V160H73ZM110 159V160H109ZM113 159V160H112ZM119 159V160H118ZM127 159V160H126ZM129 159V160H128ZM155 159H157V160H155ZM5 160H6V162H5ZM9 160V161H8ZM14 160V161H13ZM26 160V161H25ZM73 160V161H72ZM81 160H82V162H81ZM100 160H102V161H100ZM116 160H117V163H118V166H117V164H115L114 162H116ZM137 160V159H136ZM150 160V161H149ZM160 160V161H159ZM174 161H172L171 162V164H170V166L172 165L173 167H177V166H179V164H176L177 162H175V161H178V159H173ZM18 161V162H17ZM45 161V162H44ZM58 161H60L59 162V164H58ZM79 161V162H78ZM110 161V163H108L107 164V162H109ZM114 161V162H113ZM148 161V162H147ZM11 162V163H10ZM20 162V163H19ZM22 162V163H21ZM31 162V163H30ZM41 162V163H40ZM52 162V163H51ZM54 162H56L55 164H54ZM78 162V163H77ZM84 162V163H83ZM93 162V163H92ZM157 162V163H156ZM161 162V163H160ZM166 162V163H165ZM7 163V164H6ZM9 163V164H8ZM29 163H30V166H29ZM37 163V164H36ZM38 163H39V166H38ZM45 163H47V164H45ZM69 163V164H68ZM70 163H71V166L72 167H70ZM81 163V164H80ZM128 163V164H127ZM143 163V164H142ZM156 163V164H155ZM160 164V166H159V164ZM5 164H6V166H5ZM35 164H36V166H35ZM61 164H62V166H61ZM64 164H65V166H64ZM83 164H84V166H83ZM106 164H107V167H106ZM140 164H141V166H143V168L140 166ZM153 164H154V167H153ZM162 164H163V167H162ZM147 166L146 168H145V166ZM5 168H4V167ZM8 166V167H7ZM29 166V167H28ZM42 166H44V167H42ZM47 166V167H46ZM54 166H55V168H54ZM57 166V167H56ZM60 166V167H59ZM89 166V167H88ZM104 166H105V168H104ZM109 166V167H108ZM155 166L157 167V168H155ZM10 167V168H9ZM19 167L21 168V169H19ZM24 167V168H23ZM49 167V168H48ZM70 167V168H69ZM97 167V168H96ZM150 167V168H149ZM152 167V168H151ZM168 167V168H167ZM12 168V169H11ZM24 170H23V169ZM27 168V169H26ZM39 168H41V169H39ZM64 168H66V169H64ZM69 170H68V169ZM91 168V169H90ZM165 168V172H166V174H168L167 175V177L165 176V172H164V169ZM11 169V170H10ZM32 169V170H31ZM55 169H57V170H55ZM59 169V170H58ZM96 169V170H95ZM120 169L122 170V172H123V174H124V178H123V181L121 180V177H119V175L121 176V171H120ZM143 169V170H142ZM158 169V170H157ZM160 169L162 170V171H160ZM181 169V168H180ZM26 170V171H25ZM31 170V171H30ZM64 170V171H63ZM91 170H93L92 172H91ZM116 170H117V172H116ZM127 170V171H126ZM138 170H140V171H138ZM151 170H152V172H151ZM182 170V169H181ZM189 171V169H185V167H183V170L182 171H180L179 170V168L177 167V171H178V173H179V171H180V173H179V175H182L181 174V172H187V171ZM3 171H4V173H3ZM7 171V172H6ZM8 171H9V174H8ZM19 171V172H18ZM47 171L49 172V173H47ZM60 171H62V172H60ZM66 171V172H65ZM73 171V172H72ZM119 171V172H118ZM135 171V172H134ZM138 171V172H137ZM197 171V170H196ZM12 172V173H11ZM23 172H24V174L25 175H23ZM32 172V173H31ZM44 172V173H43ZM69 172V173H68ZM149 172V173H148ZM154 172H155V174H154ZM160 172V173H159ZM162 172H163V174H162ZM168 172V173H167ZM41 173V174H40ZM51 173V174H50ZM107 173V174H106ZM114 173V174H113ZM133 173L135 174L134 176H132L133 175ZM151 173V174H150ZM157 173V174H156ZM30 174H32V175H30ZM42 174H43V176H42ZM64 174V175H63ZM139 174V175H138ZM142 174V175H141ZM153 174V175H152ZM34 175V176H33ZM38 175V176H37ZM49 175V176H48ZM127 175V176H126ZM129 175H131V176H129ZM143 175H144V177H143ZM152 175V176H151ZM162 175H163V177H162ZM14 176V177H13ZM32 176V177H31ZM47 176V177H46ZM51 176V177H50ZM147 176V177H146ZM158 176H160V177H158ZM8 177V178H7ZM14 178V179H12V178ZM20 177H23V178H20ZM43 177V178H42ZM53 177V178H52ZM150 177V178H149ZM3 178H6V179H3ZM10 178V179H9ZM16 178H17V180H16ZM47 178V179H46ZM120 180H119V179ZM130 178V179H129ZM133 178V179H132ZM137 180H136V179ZM153 178V179H152ZM156 178H158V179H160V180H158V179H156ZM165 180H164V179ZM8 179V180H7ZM29 181H28V180ZM44 179V180H43ZM77 179V180H76ZM107 179V180H106ZM134 179H135V181H134ZM139 179H142V180H140V181H138ZM147 179V180H146ZM3 180L5 181V182H3ZM14 180V181H13ZM24 180V181H23ZM33 182H32V181ZM47 180H49V183H48V181ZM52 180V181H51ZM90 180H92V181H90ZM99 180V181H98ZM151 180V181H150ZM152 180H155V181H152ZM41 181V182H40ZM45 181L47 182L46 184H44L45 183ZM56 181V182H55ZM144 181V182H143ZM148 181V182H147ZM171 181V182H170ZM17 182V183H16ZM23 184H22V183ZM25 182V183H24ZM32 182V183H31ZM40 182V183H39ZM66 182H67V184L68 185H66ZM100 182V183H99ZM129 182H130V184H129ZM135 182V183H134ZM144 184H143V183ZM154 182L158 185H156V184H154ZM183 181H181V183H182ZM187 182V181H186ZM27 183V184H26ZM34 183H36V185L34 184ZM42 183V184H41ZM54 183V184H53ZM65 183V184H64ZM84 183H86V184H84ZM93 183H94V185H93ZM124 183V184H123ZM180 183V184H181ZM8 184H10V185H8ZM19 184V185H18ZM44 184V185H43ZM53 184V185H52ZM76 185V187H75V185ZM123 184V185H122ZM126 184H128V185H126ZM145 184H147V185H145ZM152 185V186H150V185ZM167 184L169 185V186H167ZM183 184V183H182ZM184 184H186V183H184ZM189 184V183H188ZM199 184V183H198ZM5 185V186H4ZM25 185V186H24ZM60 185V186H59ZM74 187H73V186ZM78 185V186H77ZM106 185H108V186H106ZM120 185H121V187H120ZM130 185V186H129ZM7 186H11V187H8L7 188ZM13 186H14V190H13ZM15 186H16V189L18 190L17 192H16V189H15ZM19 186H21V187H19ZM28 186H30L31 187V190H30V192H29V189H30V187H28ZM37 186V187H36ZM50 186V188L48 189V187ZM95 186V187H94ZM134 186V187H133ZM150 186V187H149ZM154 186V187H153ZM177 186H179V187H177ZM5 189H4V188ZM23 187V188H22ZM33 187L35 188V189H33ZM41 187V188H40ZM73 187V188H72ZM136 187V189H134ZM139 187V188H138ZM147 187H149V189H151V191H153L152 193H151V191L149 190L148 191V189H147ZM176 187V188H175ZM11 188V189H10ZM21 190H20V189ZM29 188V189H28ZM40 188V189H39ZM61 188H62V191H61ZM72 188V189H71ZM75 188L77 189V190H75ZM111 188V189H110ZM172 188V189H171ZM25 189V190H24ZM50 189H53V190H50ZM80 189V190H79ZM91 189V190H90ZM100 189V190H99ZM109 189V190H108ZM113 189V190H112ZM145 191H143V190ZM177 189V190H176ZM4 192H3V191ZM8 190V191H7ZM10 190V191H9ZM11 190L13 191V192H11ZM39 190H41L40 191V193H39ZM44 190L45 191H47V192H44ZM60 190V191H59ZM79 190V191H78ZM82 190V191H81ZM101 190H102V192H101ZM118 190V191H117ZM132 190V191H131ZM137 190V191H136ZM164 190H166V191H164ZM181 190V191H180ZM14 191H15V193H14ZM24 191V192H23ZM35 191H37V192H35ZM44 192V194H43V192ZM52 191V192H51ZM89 191V192H88ZM96 191H98L97 193H96ZM108 191V192H107ZM131 193H130V192ZM173 191V192H172ZM177 191V192H176ZM3 194H2V193ZM12 194H10V193ZM18 192H19V194H18ZM26 192H28V193H26ZM88 192V193H87ZM101 192V193H100ZM175 192L178 194V196H177V194L175 195ZM182 192V193H181ZM17 193V194H16ZM33 193V194H32ZM42 193V194H41ZM46 193V194H45ZM50 193V194H49ZM52 193V194H51ZM106 193V194H105ZM120 193H124L125 194V196L123 197V199L121 198V196H120ZM145 193V194H144ZM146 193H147V196L148 197H145V195H146ZM150 193V194H149ZM185 193V192H184ZM196 193V192H195ZM5 194H7V195H10V196H7V195H5ZM16 194V195H15ZM64 194H65V196H64ZM108 194H110V195H108ZM118 194V195H117ZM130 194V195H129ZM144 194V195H143ZM180 194L182 195V197L180 196ZM15 195V197H16V199H15V197L13 198V196ZM22 195V196H21ZM27 195V196H26ZM32 195H33V197L34 198H32ZM43 195V196H42ZM45 195V196H44ZM51 195H52V197H51ZM186 194H184V196H185ZM5 198H7V199H4V197ZM24 196V197H23ZM100 196V197H99ZM128 196V197H127ZM143 196V197H142ZM11 197V198H10ZM23 198V200H20L19 198ZM37 197H39V198H37ZM55 197V198H54ZM67 197V198H66ZM89 197V198H88ZM96 197V198H95ZM98 197H99V199H98ZM107 197V198H106ZM130 197H132L131 199H130ZM137 197V198H136ZM149 197H151V199L149 198ZM153 197V198H152ZM26 198V199H25ZM37 198V199H36ZM42 200H41V199ZM51 198V199H50ZM63 198V199H62ZM117 198V199H116ZM2 199V200H1ZM16 200L15 201V203H14V200ZM18 199V200H17ZM24 199H25V201L27 202V203H23V201H24ZM28 199H30L29 200V203H32L31 205L28 203ZM34 199H35V201H34ZM53 199V200H52ZM66 199L68 200V201H66ZM107 199V200H106ZM123 200V201H121V200ZM127 199V200H126ZM130 199V200H129ZM139 200L138 202H136V201H134V200ZM143 199H145L144 201H142ZM181 199V200H180ZM3 200H5V201H3ZM11 200H13V203H12V201ZM32 200H33V202H32ZM44 200V201H43ZM48 200V201H47ZM59 200V201H58ZM62 200V201H61ZM72 200V201H71ZM83 200L86 202H84V205H83ZM94 200V201H93ZM39 201V203H37ZM53 201H55V202H53ZM65 201V202H64ZM107 201V202H106ZM116 201V202H115ZM121 202V204H120V202ZM149 201H150V203H149ZM5 202H7V203H5ZM12 204H11V203ZM17 202H20V203H17ZM43 202V203H42ZM62 202V203H61ZM74 202V203H73ZM129 202V203H128ZM142 202V203H141ZM144 202V203H143ZM148 202V204H146ZM153 202H155V201H152V204H153ZM185 202H187V203H185ZM22 203V204H21ZM47 203H49L48 205H47ZM77 203H78V205H77ZM89 203H91V204H89ZM101 203V204H100ZM8 204H9V206H8ZM14 204V205H13ZM18 204V205H17ZM46 204V205H45ZM51 204H53V205H51ZM94 204V205H93ZM105 204V205H104ZM120 204V205H119ZM163 203L160 201V203L159 204H157L158 206H161ZM6 205V206H5ZM10 205L12 206V207H10ZM21 205V207H19ZM26 206L25 208H26V210H25V208L24 209H22V211L24 212V214H21V208H23V206ZM28 205H29V207H28ZM39 205H43L42 207L41 206H39ZM80 205V206H79ZM86 205V206H85ZM104 205V206H103ZM136 205V206H135ZM146 205H148L149 207H147ZM2 206H4V207H2ZM13 206H14V208H17V209H14L13 208ZM49 208H48V207ZM82 206V207H81ZM140 206V207H139ZM11 208V210H9L10 211V213L8 212V208ZM28 207V208H27ZM33 207H35V209L33 208ZM46 207V208H45ZM81 207V209H79ZM92 207L94 208V209H92ZM104 207V208H103ZM106 207V208H105ZM137 207V208H136ZM139 207V208H138ZM4 210V211H2L1 212V210L2 209ZM30 208V209H29ZM33 208V209H32ZM43 208H45V209H43ZM53 208V209H52ZM84 208H86V210L84 209ZM102 208V209H101ZM109 208V209H108ZM125 208V209H124ZM136 208V209H135ZM143 208V209H142ZM40 209V210H39ZM74 209V210H73ZM77 211H76V210ZM88 209V210H87ZM127 209V210H126ZM130 210V212H132V213H130L129 212V210ZM133 209V210H132ZM138 209V210H137ZM147 209H149V210H147ZM13 210H15L14 211V213H13ZM19 210H20V212H19ZM27 210H29V211H27ZM32 210H34V212L32 211ZM79 210V211H78ZM119 210V211H118ZM124 210V211H123ZM126 210V211H125ZM141 210V211H140ZM143 210H146V211H143ZM5 211H7V212H5ZM25 211H26V213L28 212V215H25ZM41 211V212H40ZM101 211V212H100ZM138 211V212H137ZM22 212V213H23ZM29 212H31V214L29 213ZM36 212H37V216H36ZM47 212H48V214H47ZM97 212V213H96ZM119 212V213H118ZM133 212H135L136 214H134ZM140 212L142 213V214H140ZM143 212H145V213H143ZM11 213H13L12 215H10L9 216V214H11ZM20 213V214H19ZM33 213H35V214H33ZM42 215H41V214ZM86 215H85V214ZM103 213V214H102ZM120 214V215H118V214ZM124 213H125V215H124ZM151 213V214H150ZM6 214V215H5ZM8 214V215H7ZM16 214H19L18 216L19 217H17V215ZM33 214V215H32ZM108 214H109V216H108ZM127 214V215H126ZM145 214V216L143 217V215ZM16 215V216H15ZM24 215V216H23ZM48 215V216H47ZM82 215V216H81ZM88 215V216H87ZM106 215H107V217H106ZM136 215V216H135ZM6 216H8V217H6ZM13 216H15V217H13ZM26 216H27V218H26ZM33 216V217H32ZM84 216H86V217H84ZM114 216V217H113ZM117 216H118V218H117ZM131 218H130V217ZM134 216V217H133ZM6 217V218H5ZM9 217H12V219H10ZM18 218V219H20V221L18 220V219H15V218ZM30 217V218H29ZM74 217V218H73ZM77 217V218H76ZM138 219H137V218ZM142 218V220H141V218ZM148 219H147V218ZM152 217H153V220H152ZM14 218V219H13ZM33 218V219H32ZM38 218H40V219H38ZM48 218V219H47ZM26 219V220H25ZM31 219V220H30ZM44 219V220H43ZM57 219H58V222H57ZM80 219H82V220H80ZM106 219V220H105ZM13 220H15V222H13ZM18 220V221H17ZM33 220V221H32ZM52 220V221H51ZM79 220V221H78ZM84 220V221H83ZM110 220H115V221H110ZM133 220V221H132ZM148 220H150V221H148ZM32 221V222H31ZM56 221V222H55ZM74 223H73V222ZM76 221V222H75ZM143 221V222H142ZM161 221V222H160ZM163 221V222H162ZM246 221V220H245ZM4 222V223H3ZM29 222V223H28ZM31 222V223H30ZM40 222V223H39ZM46 222V223H45ZM59 222H62V223H59ZM87 222V223H86ZM149 222V223H148ZM183 222V223H182ZM7 223H11V225L10 224H7ZM14 223H16V224H14ZM27 223V224H26ZM33 223V224H32ZM36 223V224H35ZM39 223V224H38ZM49 223V224H48ZM110 223V224H109ZM121 223V224H120ZM141 223L143 224V225H141ZM147 223V224H146ZM151 223V224H150ZM158 223H160V224H158ZM181 223H182V225H181ZM247 223H249L248 221H247ZM116 224V225H115ZM10 225V226H9ZM14 225H15V227H14ZM17 225L18 226H20L19 228L17 227ZM23 225H25V226H23ZM45 225H47V226H45ZM105 225V226H104ZM111 225V226H110ZM153 227H152V226ZM159 225V226H158ZM185 225V226H184ZM245 225L247 226V228H245ZM250 225V224H249ZM12 226V227H11ZM44 226V228H42ZM86 226V227H85ZM102 226V227H101ZM123 226V227H122ZM128 226V227H127ZM145 226V227H144ZM156 226H157V228H156ZM252 226V225H251ZM16 228V230L15 229H12L13 231H14V235H13V231L11 230V228ZM24 227V228H23ZM120 227V228H119ZM147 227V228H146ZM152 227V228H151ZM160 227V228H159ZM165 227V228H164ZM228 227V226H227ZM254 227V226H253ZM264 227V226H263ZM33 228V229H32ZM92 228H94V229H92ZM100 228H101V230H100ZM105 228V229H104ZM130 228V229H129ZM168 228V229H167ZM194 228V229H193ZM221 228V227H220ZM237 228V230H235ZM245 228V229H244ZM259 228V227H258ZM2 229H3V231L5 232V230H6V232L5 233H2L3 231H2ZM17 229H19V230H17ZM20 229H22V230H20ZM24 229V230H23ZM27 229V230H26ZM35 229V230H34ZM36 229H38V231L36 230ZM45 231H44V230ZM123 229H126V230H123ZM154 229V230H153ZM159 229V230H158ZM173 229V230H172ZM186 229V230H185ZM239 229H240V231H239ZM62 230V231H61ZM94 230V231H93ZM115 230V231H114ZM117 230V231H116ZM134 230V231H133ZM157 230V231H156ZM160 230H161V232H160ZM191 230V231H190ZM221 230H222V228H221ZM231 230V231H230ZM232 230L234 231V232H232ZM251 232H252V230L251 229H249ZM258 230V229H257ZM10 231H12V232H10ZM15 231H17V232H19V233H15ZM30 231V232H29ZM34 231V232H33ZM35 231H36V233H35ZM90 231V232H89ZM96 231V232H95ZM101 231V232H100ZM106 231V232H105ZM108 231V232H107ZM177 231V232H176ZM187 231V232H186ZM200 231V232H199ZM255 231H256V227H255ZM260 231H262V230H260ZM259 231V232H260ZM264 231V230H263ZM20 232H22V233H20ZM31 232H33L32 234L33 235H31ZM163 232V233H162ZM224 232V231H223ZM245 232H246V234H245ZM2 233V234H1ZM25 233H26V235H25ZM39 234V236H40V238H39V236H38V234ZM103 233V234H102ZM193 233V234H192ZM256 233V232H255ZM254 233V234H255ZM264 233V232H263ZM43 234V235H42ZM46 235V237H45V235ZM91 234V235H90ZM127 234V235H126ZM138 234V235H137ZM169 234V235H168ZM204 234V235H203ZM231 234V235H230ZM238 235V240H237V236H235V235ZM241 234V235H240ZM242 234H244V235H242ZM258 234V233H257ZM3 235V236H2ZM31 235V236H30ZM96 235V236H95ZM110 235H111V237H110ZM126 235V236H125ZM143 235V236H142ZM171 235V236H170ZM174 235H177L176 237L174 236ZM186 235V236H185ZM213 235V236H212ZM230 235V236H229ZM5 236V237H4ZM13 236V237H12ZM21 236V237H20ZM32 236H33V238H32ZM61 236H62V240L60 239L61 238ZM170 236V237H169ZM204 236V237H203ZM220 237L221 236V240H222V242H220V243H212V241L211 240H213L212 238H217V237ZM235 236V237H234ZM260 236V235H259ZM3 237L4 238H6V239H3ZM15 237V238H14ZM18 237H20V238H18ZM26 237H27V239H26ZM43 237V238H42ZM94 237V238H93ZM131 237V238H130ZM146 237V238H145ZM156 237V238H155ZM186 237H190V238H193V240H192V242H190V243H186V242H184L183 241V239H185ZM201 237V238H200ZM240 237V238H239ZM243 237V238H242ZM264 237V236H263ZM10 238V239H9ZM75 238H76V240H75ZM106 238V239H105ZM125 238V239H124ZM130 238V239H129ZM169 238V239H168ZM208 238V239H207ZM223 238V239H222ZM225 238V239H224ZM236 240H235V239ZM253 238H250V239H252L253 240ZM260 238V237H259ZM3 239V240H2ZM14 239H16V240H14ZM19 241H18V240ZM20 239H21V242H20ZM75 241H74V240ZM103 239V240H102ZM136 239V240H135ZM144 239V240H143ZM229 239V240H228ZM241 241H240V240ZM23 240H25V241H23ZM45 240V241H44ZM51 240V241H50ZM105 240V241H104ZM109 240V241H108ZM143 240V241H142ZM158 240V241H157ZM163 240V241H162ZM195 240V241H194ZM201 240V241H200ZM233 241V242H235V244H233V242L231 243V242H228V241ZM2 241V242H1ZM22 241L24 242L23 244H22ZM49 241H50V243H49ZM78 241V242H77ZM104 241V242H103ZM136 243H135V242ZM171 241V242H170ZM175 241V242H174ZM199 241V242H198ZM210 241V242H209ZM238 241H239V244H238ZM244 241V242H243ZM246 241H248L247 239H246ZM258 241H259V239H258ZM12 242V243H11ZM15 242V243H14ZM20 242V243H19ZM39 242V243H38ZM53 242V243H52ZM85 243V245H84V243ZM107 244H106V243ZM145 242V243H144ZM159 242H161V243H159ZM227 242V243H226ZM244 243V244H242V243ZM264 242V241H263ZM18 243V244H17ZM34 243H36V245L34 244ZM103 243V244H102ZM137 243H138V245H137ZM154 243V244H153ZM240 243L242 244V245H240ZM34 246H33V245ZM37 244H40V245H37ZM54 244V245H53ZM82 244V245H81ZM146 244V245H145ZM149 244V245H148ZM211 244V245H210ZM232 244V246H230ZM246 244V245H245ZM261 244H262V246H261ZM50 245H52L53 247H51ZM148 245V246H147ZM155 245V246H154ZM167 245V246H166ZM205 245H207L206 246V248H203V246L205 247ZM215 245V246H214ZM251 245V246H250ZM2 246H4V247H2ZM7 246V247H6ZM30 246H32V248L30 247ZM105 248H104V247ZM158 246V247H157ZM160 246V247H159ZM163 246V247H162ZM225 246V247H224ZM237 246V247H236ZM242 246V247H241ZM246 246H248V247H246ZM16 247V248H15ZM18 247H19V249H18ZM24 247V249H22ZM35 247H36V249H35ZM66 247V248H65ZM86 247V248H85ZM113 249H112V248ZM171 247V248H170ZM175 247V248H174ZM215 247V248H214ZM219 247V248H218ZM228 247V248H227ZM236 247V248H235ZM238 247H240V248H242V249H240V248H238ZM250 247H252V250L250 249ZM255 247V248H254ZM28 248V249H27ZM38 248H41V249H39L38 250ZM74 248V249H73ZM135 248H137V249H135ZM159 248V249H158ZM213 248V249H212ZM225 248V249H224ZM232 248V249H231ZM9 249V250H8ZM17 249V250H16ZM27 249V250H26ZM33 249H34V251H33ZM46 249V250H45ZM53 249V250H52ZM68 249V250H67ZM73 249V250H72ZM93 249V250H92ZM132 249V250H131ZM158 249V250H157ZM236 249H237V253H236ZM240 249V250H239ZM245 251H247L246 253L244 252V250ZM247 249H250V250H247ZM254 249H256V251L254 250ZM257 249L258 250H262V252L260 253V251L258 252L257 251ZM5 250H7V251H5ZM12 250V251H11ZM31 250V251H30ZM38 250V251H37ZM44 250V251H43ZM58 250V251H57ZM65 250V251H64ZM95 250V251H94ZM105 250V251H104ZM130 250V251H129ZM153 250V251H152ZM157 250V251H156ZM169 250V251H168ZM176 250V251H175ZM205 250V251H204ZM208 250V251H207ZM218 250V251H217ZM229 250V251H228ZM254 250V251H253ZM27 251V252H26ZM56 251V253H54ZM118 251V252H117ZM133 251V252H132ZM150 251V252H149ZM230 251H232V253L233 254H230L231 252ZM243 251V252H242ZM12 252V253H11ZM24 252L27 254H24ZM32 252V253H31ZM36 252V253H35ZM40 252V253H39ZM116 252V253H115ZM155 252V253H154ZM220 252V253H219ZM223 252V253H222ZM226 252H228L229 253V255H228V253H226ZM255 252V253H254ZM10 255H9V254ZM29 253H31V256L29 255ZM60 253V254H59ZM210 253V254H209ZM239 253V254H238ZM244 253V254H243ZM259 253H260V255H259ZM12 254V255H11ZM22 256H21V255ZM39 254H42V256L43 257H41V255H39ZM47 254V255H46ZM56 254L58 255L59 254V256H57L58 258H56ZM202 254H203V257H202ZM223 254H224V256H223ZM246 254V255H245ZM258 254V255H257ZM261 254H262V257H261ZM9 255V256H8ZM20 255V256H19ZM28 255H29V257H33L32 259H34L35 260V257H37V256H39L41 259H39V257L35 260V261H33V260H31L30 258V260L27 258L28 257ZM35 255V256H34ZM45 255V256H44ZM49 255V256H48ZM51 255V256H50ZM112 255V256H111ZM132 255V256H131ZM174 255V256H173ZM180 257H179V256ZM214 255V256H213ZM231 255H233V256H231ZM241 256V257H239V256ZM257 255V256H256ZM136 256V257H135ZM163 256V257H162ZM221 256H223V257H221ZM229 258H228V257ZM260 256V257H259ZM12 257V258H11ZM62 257V258H61ZM97 257V258H96ZM124 257V258H123ZM151 257V258H150ZM153 257V258H152ZM176 257V258H175ZM197 257H199V258H197ZM205 257V258H204ZM231 257H232V262H231ZM247 259H246V258ZM15 258V259H14ZM19 258V259H18ZM26 258H27V260H26ZM43 258V259H42ZM45 258H47V259H45ZM51 258V260H49ZM101 258V259H100ZM110 258H111V260H110ZM204 258V259H203ZM235 258V259H234ZM237 258V259H236ZM239 258V259H238ZM248 258H250V259H248ZM12 259H13V261H12ZM25 259V262L23 261ZM45 259V260H44ZM55 259V260H54ZM61 259V260H60ZM145 259V260H144ZM224 259H225V261H224ZM229 259V261L228 262H226L227 260ZM260 259V260H261ZM6 262V263H4V261ZM9 260V261H8ZM18 260V261H17ZM46 261V262H44V261ZM57 260V261H56ZM63 260H65V261H63ZM69 260V261H68ZM95 260V261H94ZM117 260V261H116ZM165 260V261H164ZM182 260V261H181ZM210 260H212V261H210ZM215 260V261H214ZM240 260V261H239ZM244 260V261H243ZM246 260H248V261H246ZM8 261V262H7ZM20 261V262H19ZM37 261H38V263H37ZM47 261H48V263H47ZM100 261V262H99ZM150 261V262H149ZM154 261V262H153ZM200 261V262H199ZM221 261H222V263H221ZM63 262H65V263H63ZM68 262V263H67ZM137 262V263H136ZM219 262V263H218ZM224 262V263H223ZM248 262V263H249ZM254 262H256V261H254ZM240 263V264H241ZM243 263V264H244ZM260 263H261V261H260ZM264 263V262H263ZM28 264V263H27ZM233 264V263H232ZM253 264H256V263H253ZM258 264V263H257Z\"/></svg>",
  "mask_w": 264,
  "mask_h": 264
}]
</instances>
